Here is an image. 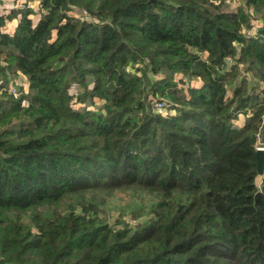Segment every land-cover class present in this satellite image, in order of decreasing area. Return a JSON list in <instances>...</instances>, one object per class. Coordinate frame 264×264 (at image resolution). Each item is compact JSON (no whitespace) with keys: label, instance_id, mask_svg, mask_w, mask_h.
Instances as JSON below:
<instances>
[{"label":"trees","instance_id":"obj_1","mask_svg":"<svg viewBox=\"0 0 264 264\" xmlns=\"http://www.w3.org/2000/svg\"><path fill=\"white\" fill-rule=\"evenodd\" d=\"M38 1L0 0V264H264V0Z\"/></svg>","mask_w":264,"mask_h":264},{"label":"rangeland","instance_id":"obj_2","mask_svg":"<svg viewBox=\"0 0 264 264\" xmlns=\"http://www.w3.org/2000/svg\"><path fill=\"white\" fill-rule=\"evenodd\" d=\"M28 4H31V6H32V8H28L27 6H28ZM241 5H243V2L241 1V0H226V6H228L229 8H232V9H236L237 7H239V6H241ZM19 6H21V7H26L25 9H32L33 10V14H32V17L34 18V20L37 22L38 20H39V18L41 17V15H42V10H41V7H40V2L38 1V0H32V1H28V0H4V2H3V4H2V10L6 13V14H9L11 11H12V9H14V8H18ZM84 14L86 15V11L84 10V12L82 13H79V11L76 13L75 11L74 12H72V15H83L84 16ZM250 17H251V19H250V23L249 24H251V20L253 19V18H258V16H256L255 15V11H254V8L252 9H250ZM258 19H260V18H258ZM261 20V19H260ZM10 21H11V23H10ZM12 22H13V24H18V19L17 18H14V19H12V20H9L8 21V24H7V27H11V25H12ZM262 22V21H261ZM9 25V26H8ZM262 25V24H261ZM251 26V25H250ZM17 27V26H16ZM8 30H9V28H8ZM253 32L254 31V29H247V27L246 28H244V30H243V32L245 33V34H248V32ZM258 31V30H257ZM257 33V32H256ZM255 33V34H256ZM255 34H253L252 36H254ZM233 59V58H232ZM235 63V61H234V59L232 60V64H234ZM231 64V65H232ZM231 65H229L228 64V66H227V68L228 69H230V67H231ZM246 73V71H245V69L244 68H242V76L244 75ZM21 76V75H20ZM16 78H17V80H16ZM16 78H12L11 77V79L9 80V82L7 83V86L5 85V81H4V79H0L2 82H3V85H4V87L6 88L5 89V91H8L9 93H11V90H12V88H16L17 90H18V93L17 94H15V95H19L20 94V90H19V87L20 86H22L23 87V89L24 90H26V89H28L29 88V84H28V81H27V78H25V77H20V79L18 78V77H16ZM247 80L249 81V82H251V85H252V87H258V88H262L263 87V85H262V83L260 82H258L257 81V79L256 78H254V77H250V76H247ZM192 84H194V85H200V84H202V82H201V80L200 79H198V80H193L192 82H191ZM12 94H13V92H12ZM161 101V100H160ZM156 101L155 102V104H156V106L158 105V103H163V105L164 104H166L165 102H163V101ZM96 104H97V106H96V108H98L100 105H101V103H102V101L101 100H99V99H97L96 101ZM158 108V107H157ZM169 108V107H168ZM160 110H162V109H159V111ZM162 112H164V113H168L169 112V110H163ZM170 112H172V110H170ZM244 118H245V115L244 114H241L240 116H239V119L236 121V125H240L242 122H243V120H244ZM258 148H264V145H263V143L261 142L260 144H259V147ZM117 210H120L119 209V207H116V210H114L113 212V215L111 216V219H113V218H116V216L118 215V212H117ZM116 211V212H115ZM128 217H131V215L130 214H128L127 215ZM143 219V218H142Z\"/></svg>","mask_w":264,"mask_h":264},{"label":"built area","instance_id":"obj_3","mask_svg":"<svg viewBox=\"0 0 264 264\" xmlns=\"http://www.w3.org/2000/svg\"><path fill=\"white\" fill-rule=\"evenodd\" d=\"M20 8H22V9H25L26 7H21V6H19ZM28 8H32V6H31V4H28V6H27ZM261 24H262V22H261V20L260 19H258V18H253L252 20H251V24H249V27H247V29H254V31L253 32H248V34H246L247 36H252L253 34H255L256 32H257V30H258V28L261 26ZM251 25V26H250ZM232 58H229L228 59V64L229 65H231L232 64ZM6 88L4 87V85H3V82L0 80V91H3V90H5ZM13 92V94H17L18 93V90L16 89V88H12V90H11V93ZM157 107L159 108V109H161V108H163L164 107V105H163V103H158V105H157Z\"/></svg>","mask_w":264,"mask_h":264},{"label":"water","instance_id":"obj_4","mask_svg":"<svg viewBox=\"0 0 264 264\" xmlns=\"http://www.w3.org/2000/svg\"><path fill=\"white\" fill-rule=\"evenodd\" d=\"M258 161V171L260 175L264 174V148H258L256 153Z\"/></svg>","mask_w":264,"mask_h":264},{"label":"crops","instance_id":"obj_5","mask_svg":"<svg viewBox=\"0 0 264 264\" xmlns=\"http://www.w3.org/2000/svg\"><path fill=\"white\" fill-rule=\"evenodd\" d=\"M10 23H11V21H10ZM7 24H8V23H7ZM8 26H9V25H8ZM16 26H17V24H13V22H12L11 27H7V31L10 32V33H13L14 30L16 29ZM8 28H9V30H8Z\"/></svg>","mask_w":264,"mask_h":264}]
</instances>
